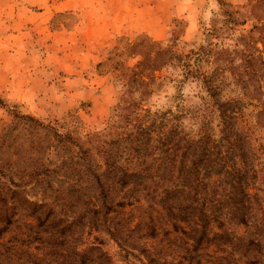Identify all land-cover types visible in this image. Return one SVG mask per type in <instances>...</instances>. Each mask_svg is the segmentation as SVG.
Returning <instances> with one entry per match:
<instances>
[{
    "label": "trees",
    "instance_id": "trees-1",
    "mask_svg": "<svg viewBox=\"0 0 264 264\" xmlns=\"http://www.w3.org/2000/svg\"><path fill=\"white\" fill-rule=\"evenodd\" d=\"M221 17L205 44L172 33L167 43L132 45L139 59L118 75V122L96 143L12 112L0 126V238L18 231L0 241V264L12 253L31 258L14 264H113L99 242L78 248L86 228L100 226L120 246L124 230L143 227L150 238L182 233L190 254L215 246L225 253L217 264L235 253L264 264V217L254 215L262 199L249 188L264 160V0L229 6ZM247 22V34L233 37V25ZM167 69L198 84L199 103L176 112L145 107L161 83L155 72ZM132 205L142 214L129 228L123 215ZM34 244L42 256L28 251Z\"/></svg>",
    "mask_w": 264,
    "mask_h": 264
},
{
    "label": "rangeland",
    "instance_id": "rangeland-1",
    "mask_svg": "<svg viewBox=\"0 0 264 264\" xmlns=\"http://www.w3.org/2000/svg\"><path fill=\"white\" fill-rule=\"evenodd\" d=\"M247 2L0 0V126L10 122L13 111H19L50 122L62 131L74 130L81 140L87 136H91L94 143L102 140V136H108L110 123L116 125L118 122L117 116L112 117L122 93L118 75L125 66L132 67L139 59L134 54L138 49L132 45L139 39L167 43L172 33L180 37V42L187 41L189 46L205 44L209 38L208 29L219 26L224 8L238 9ZM103 12L117 16V33L102 22ZM175 18L185 23L174 26ZM241 20L240 17L238 23ZM251 24L233 25V37L247 34ZM106 28L112 33L108 34ZM167 70L155 72L161 83L155 86L152 96L146 97L145 107L152 111L170 109L176 112L182 106L199 103L198 84L180 82L182 77L177 71ZM255 168L257 178L249 188L251 192H258L262 199L263 208L254 209V215L261 218L264 217V160ZM141 204L145 207L144 202ZM134 205L126 207L125 212L129 214L123 215L130 218L129 228H133L142 214ZM119 218L117 216L113 223ZM17 231L13 228L0 241L9 240ZM143 234V227L135 232L124 230L122 236L126 243L120 246L102 226L97 230L86 228L78 248L99 242L113 264H217L214 257L225 254L215 246L191 254L184 252L185 247L191 246L180 232L165 235L160 231L153 238ZM35 246L37 244L28 251L42 256V250ZM21 248L26 249L25 245ZM146 255L153 261L150 262ZM16 258L27 259V262L31 259L25 253L21 256L12 253L4 264H14ZM244 261L235 253L222 264H245Z\"/></svg>",
    "mask_w": 264,
    "mask_h": 264
},
{
    "label": "crops",
    "instance_id": "crops-1",
    "mask_svg": "<svg viewBox=\"0 0 264 264\" xmlns=\"http://www.w3.org/2000/svg\"><path fill=\"white\" fill-rule=\"evenodd\" d=\"M103 5V4H102ZM131 9V8H130ZM117 16L116 15H112V16H109L106 14V12H103L102 14V22L104 24H107L108 27H111L112 28V31H114L116 29V26H117ZM123 24H120V28H122ZM118 28V30L120 29ZM109 28H106V32H108V34H111L112 32L108 30ZM115 33H117V29L115 31Z\"/></svg>",
    "mask_w": 264,
    "mask_h": 264
}]
</instances>
